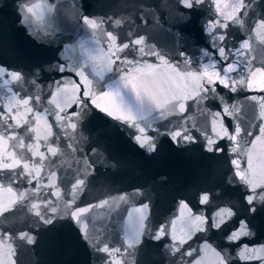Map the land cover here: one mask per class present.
<instances>
[{"label": "water", "instance_id": "water-1", "mask_svg": "<svg viewBox=\"0 0 264 264\" xmlns=\"http://www.w3.org/2000/svg\"><path fill=\"white\" fill-rule=\"evenodd\" d=\"M33 5H39L34 7L35 15L23 11ZM84 14L105 19V23L99 30H91L79 20ZM262 14L264 0H253L244 17L246 24L243 28L230 25L222 29L227 33L225 51L228 60L221 62L205 30L213 23L210 17L215 16V5L211 3L193 10L185 9L180 0H0V66L24 74L28 81L22 85L0 86V108L11 107L12 115L20 113L28 120H34V114H40L43 117L41 125L53 124V136L48 141L41 139L39 150L46 155V147L58 150L57 156L44 161L40 173L41 177L55 173L53 184L56 187L44 188L42 193L58 209L51 224H44L33 215L30 205L39 203V198L27 195L34 191V184L47 181L34 180L28 184L21 180L13 184L14 190L26 192V197L20 203L17 195L18 204L0 216V236L4 237L0 240V251L8 246L13 249L9 264H101V258L105 259V264L108 260L116 264H188L189 260L192 264L197 261L219 264L217 253L227 258L225 264H264V210L258 206L254 214L246 212L243 186L230 184L227 180L233 174L231 160L237 158L232 153L233 143L241 145L242 153L238 159L242 168L247 159L244 153L249 151L254 152L257 165L264 164L260 155L264 152V145L254 139L259 135L258 128H264V109L261 108L264 104V75L261 74L264 73V42H261L264 30H259L258 35L257 30L250 27ZM117 20L121 23L117 24ZM108 31L118 34L125 42L143 37L146 43L140 47L154 48L165 54L171 62H179L182 70L199 71L208 63L216 64V68L231 63L237 66V71L230 76H242L247 79L248 86L238 87L236 92L220 86L203 104L189 101L191 110L185 114V122L191 133L197 136V142L177 146L161 136V148L156 154H147L132 138V130L98 109H89L88 115L77 123L75 131L64 128L56 119V105L50 101L55 95L57 103L66 107L74 95L72 82L83 79L75 76L76 71L83 69L93 81V91L97 87L108 90L105 82L111 83L108 77L112 74L104 68L111 66L107 64L110 45L103 35ZM246 41L250 47L241 48ZM206 51L209 53L207 57L203 54ZM132 56L137 60L141 58L135 51L129 58ZM185 57L190 62L187 66L183 62ZM145 59L149 63H160L152 57ZM58 64H64L68 74L56 72L54 69ZM97 73H103L105 79L101 81ZM33 79L37 81L36 85L31 83ZM61 79L67 87L57 94L54 82ZM9 87L19 89L20 95L13 96ZM37 95L40 101L29 99ZM21 97L29 99L27 107L33 109L32 113H26L25 106L16 103ZM225 106L230 113L226 119L222 112ZM67 110L71 111L70 108ZM217 111L222 114L214 120L209 113ZM155 115L158 114L154 112ZM148 119L156 128L169 122L170 126H175L180 117L171 114L167 121ZM72 122H76L75 117ZM228 122L233 127L239 123L253 136L242 134L236 142L220 139L222 127H227ZM16 132L21 134L25 145H35L36 141L28 138L35 133L24 134L23 126ZM205 136L216 141L224 152L206 151ZM8 143L9 150H12L16 141ZM252 144L256 145L254 150ZM16 151L25 154L22 164L29 163L30 169L33 165L40 166L39 157L31 156L27 149ZM78 179L85 183L79 190L72 191L71 184ZM0 183H8L6 171L0 172ZM57 190L61 193L60 198L48 195ZM136 190L142 194L132 195ZM204 193L209 194L208 203H201ZM121 195L127 197L126 202L119 200ZM106 200L108 203L100 207ZM69 202H73L72 207L76 209L90 207L84 218L90 237L99 240V246L107 244L110 250L120 248L121 252H113L111 257L96 252L92 239L82 237L83 224L75 223L66 215L69 209L65 206ZM145 204L148 207L142 213L134 211ZM229 206L236 215L231 219L224 218L226 226L204 232L198 230V226L203 225L195 219L196 216L215 217L220 208ZM141 216L144 217L143 227ZM241 220L248 224L250 235L230 241L227 238L230 230H237V222ZM130 228L136 230L140 243L138 247L128 249L127 232ZM160 228H167L169 236L159 241L152 239L154 233L159 234L157 230ZM22 233H27L34 242L29 244L20 239ZM173 236L185 241L182 249L197 250L193 252L195 259L184 256L178 260L179 253L172 255Z\"/></svg>", "mask_w": 264, "mask_h": 264}, {"label": "snow or ice", "instance_id": "snow-or-ice-1", "mask_svg": "<svg viewBox=\"0 0 264 264\" xmlns=\"http://www.w3.org/2000/svg\"><path fill=\"white\" fill-rule=\"evenodd\" d=\"M180 3L185 9H196L198 6L206 3L215 5V16L210 17L213 20L212 24L206 26L205 30L209 33L212 41V47L218 53L219 61L228 60V53L225 48L227 47V33L222 29H227L230 25H238L243 28L246 24L244 17L248 14V11L253 4V0H180ZM34 7L39 5H33L32 7H25L23 11L29 14L34 13ZM27 18V17H26ZM80 22L91 30H99L105 23V19L92 18L87 14L79 17ZM117 24L121 21L117 20ZM252 29L264 30V14L259 17L257 22H254L251 26ZM106 37L108 52L110 55L107 57V64L104 71L112 74L108 77L111 83L105 82L107 91L103 90V87H97L93 91V81L84 74L83 69L76 71L74 74L77 77H83V79H76L72 82L73 98L66 105L61 107L57 103L56 96L53 95V99L50 103L56 105L57 114L56 119L63 125L64 128H71L73 131L77 129V123L82 120L83 117L88 115L89 109H98L100 112L106 114L108 117L118 121L123 126L132 130L131 135L138 146L145 150L147 154H156L160 151L161 142L160 137L163 136L173 145L191 144L197 142V136L193 135L186 126L185 114L191 110V103L203 104L209 100L210 94L215 95L220 86L227 88L232 92H236L237 88L243 89L248 86L247 79L241 77H232L230 73L237 71V66L231 63L227 67L216 68V64L208 63L202 66V70L191 71L182 70L179 67V62L173 63L170 59L165 57V54L157 52L154 48L140 47L145 45L143 37H134L129 39L127 42L120 40L118 34H114L111 31L103 33ZM261 42H264V36H261ZM83 47V45H81ZM241 48H249L250 45L247 41L240 46ZM138 52L140 59L137 60L134 56L129 58L132 52ZM239 52V49H237ZM204 56H208L209 53L206 51L203 53ZM179 56H184L183 53H178ZM146 57H152L154 60H159L160 63H149L145 59ZM92 59L91 57L89 58ZM187 66L190 62L185 57L183 60ZM161 65L166 66L162 68ZM87 67V64L84 65ZM216 68L215 71H209V69ZM56 72L66 75L69 70L64 64L56 65ZM264 75V73H261ZM36 75V72H33ZM99 79L103 81L105 79L103 73H97ZM255 75V72L252 73ZM116 76L119 79H116ZM28 82L24 74L9 70L5 66H0V86L7 85H22ZM33 85H36L35 79L31 80ZM56 87V93L59 94L66 90L67 85L64 80H57L54 82ZM8 91L13 96H19V89L9 87ZM50 95H52L50 93ZM34 101H40V96L30 97ZM29 99H17L16 103L25 106L26 113H32L33 109L27 107L29 105ZM255 100V97H252ZM219 107V105H217ZM235 107V106H233ZM71 109L68 111L67 109ZM79 108V111L76 109ZM261 108L264 109V104H261ZM238 111V110H237ZM158 115L153 116V113ZM225 116L229 115V109L225 106L222 109ZM221 111L215 113H209L213 119L221 117ZM178 114L180 119L176 121L175 126H170V123H164L162 127H153L152 122L149 121V117L152 120L167 121L169 115ZM264 115V113H262ZM76 118V122H72L73 118ZM43 117L40 114H34V120H28L23 118L20 113L12 115V108L7 109L0 108V172H7L8 183H0V216L10 211L14 205L18 204L17 195H19V202L23 203L26 197V192L19 191L17 193L13 188V184L23 180L28 184H32L34 180H46L45 184H34V191L27 193V195L35 196L39 198V203H32L30 205V211L33 215L39 218L44 224H51L53 217L56 215L57 207L48 200L47 196L42 195L44 188L56 187L53 184L55 179V173H46L44 177H41V169L44 165V161L58 155L56 147H46V152L39 150V141L43 139L48 141L53 136L52 127L53 124L45 123L41 125ZM15 121V123H10ZM35 126H32V125ZM24 127V134L35 133V136L29 135L30 140L36 141L35 145L29 143L25 145L24 140L20 133L16 132V129ZM231 128V132L229 131ZM259 135L254 136V139L261 145H264V128H258ZM149 132L151 134H149ZM253 136V133L247 129H243L238 123L234 127L228 122L227 127H222V135L220 139H228L231 142H236L241 135ZM219 135V134H218ZM9 141H16L13 143L9 150ZM55 143V140L52 141ZM256 147L252 144V149ZM16 149H27L31 156L39 157V167L33 165V168H29V163H21L25 158L24 152H17ZM205 150L211 153L224 152V148L221 147L212 138L205 136ZM232 153L235 157L231 160L232 175L227 178L230 184L242 185L246 195L244 197L246 209L248 213H255L258 210V206L261 210H264V164L257 165L254 160V152L249 151L244 153L247 159L244 162L245 166L242 168L241 162L238 157L242 153V148L239 143H233ZM261 157L264 158V152ZM70 167V165H69ZM19 169V171H17ZM83 179L75 180L71 184L72 191H77L84 185ZM142 193L140 190H136L132 193L134 196H139ZM48 195H54L60 198L61 193L59 190L56 192H49ZM68 195V193H65ZM121 201H127L125 195L119 197ZM74 202V201H73ZM66 204V208L69 209L66 215L77 224H83L82 237L85 240L92 239L95 251L98 253H104L107 257H111L112 253H120V248H113L110 250L107 244L100 245V241L91 238L88 232L87 223L84 222L86 214L90 211V207H79L78 209L72 207V203ZM209 202V194L204 193L201 196V203ZM108 201H104L103 204L99 205L103 207ZM187 207V205H182ZM148 206L145 204L142 208H135L134 211L142 213ZM51 213V215H49ZM132 215L131 212L128 213ZM236 213L232 207H223L217 211L215 217L196 216L195 219L199 221L200 225L198 230L201 232L210 230L212 228L220 229L222 225H225V217L231 219ZM143 219L141 216V227H143ZM238 229L230 230L228 239L230 241H238L242 235H250L248 231V224L241 220L238 221ZM226 226V225H225ZM157 234L152 235V239L161 240L169 236L167 228H160L157 230ZM128 241L127 248L138 247L140 241L137 240V232L134 228H130L127 232ZM20 239L27 240L29 244L33 243L34 240L27 233H22ZM4 237L0 236V240ZM185 243L183 239H177L172 237V243L170 245V252L172 255L179 256L176 258L182 260L184 256L195 257L193 252L197 250L182 249V245ZM13 249L8 246L6 250L0 251V264H9V257L12 255ZM219 264H225L226 257L219 256ZM101 264H105V259L101 258ZM107 264H116V262L108 260ZM188 264H192V260L188 261ZM196 264H200L197 261Z\"/></svg>", "mask_w": 264, "mask_h": 264}]
</instances>
